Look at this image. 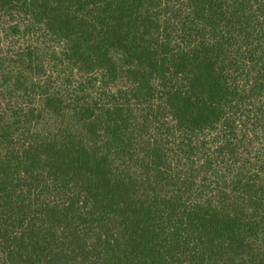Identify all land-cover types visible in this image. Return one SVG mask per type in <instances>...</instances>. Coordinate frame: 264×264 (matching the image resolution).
<instances>
[{
  "label": "trees",
  "instance_id": "obj_1",
  "mask_svg": "<svg viewBox=\"0 0 264 264\" xmlns=\"http://www.w3.org/2000/svg\"><path fill=\"white\" fill-rule=\"evenodd\" d=\"M0 264H264V0H0Z\"/></svg>",
  "mask_w": 264,
  "mask_h": 264
}]
</instances>
